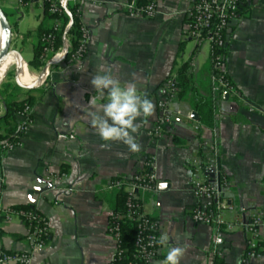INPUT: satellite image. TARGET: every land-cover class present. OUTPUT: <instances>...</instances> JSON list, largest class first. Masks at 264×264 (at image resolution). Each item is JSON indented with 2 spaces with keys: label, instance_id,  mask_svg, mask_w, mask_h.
Returning <instances> with one entry per match:
<instances>
[{
  "label": "crops",
  "instance_id": "crops-1",
  "mask_svg": "<svg viewBox=\"0 0 264 264\" xmlns=\"http://www.w3.org/2000/svg\"><path fill=\"white\" fill-rule=\"evenodd\" d=\"M98 1H86L82 7V20L91 30L87 57L73 67L60 61L47 76L40 69L32 72L30 63L38 30L48 29L52 20L40 9L0 0L13 35L19 36L16 44L27 45L30 55L26 61L17 45L12 49L23 60L12 58L17 61L12 81L18 86V99H36L23 147L0 154V209L31 205L48 219L52 237L43 250L35 252L33 264H110L116 245L108 232L113 212L108 185L114 178L141 172L147 156L155 159L158 191L143 197V210L159 220L160 236L169 234L168 245H160L152 264H160L172 246H187L181 264H211L214 229L196 224L190 209L196 203L193 185L205 179L196 162L214 151L231 184L226 198L232 209L225 211L224 218L235 223L225 237L224 264H264V225L259 255L244 261V223L254 214L264 218V0H248L230 28L226 70L239 97L224 94L216 99L211 127L202 123L195 108L197 97H207L211 91L210 46L205 51V43L199 45L184 34L187 12L195 0H158L153 19L123 12L122 4L130 0ZM25 24L27 30L22 29ZM24 63L25 80L37 85L31 89L21 74L25 87L16 82ZM101 63L121 82H135L154 104L153 115L137 121L141 127L134 135L141 145L139 152H130L118 142L101 147L105 142L92 127L89 113L94 109L89 101L97 93L90 80ZM185 65L189 70L173 104L183 116L176 118L164 137L153 138L159 88L169 77L178 79ZM4 113L1 101L0 116ZM189 113L193 119L185 117ZM58 170L68 173L72 193L49 188L46 175ZM0 250H31L27 228L19 217L10 222L0 218Z\"/></svg>",
  "mask_w": 264,
  "mask_h": 264
},
{
  "label": "built area",
  "instance_id": "built-area-1",
  "mask_svg": "<svg viewBox=\"0 0 264 264\" xmlns=\"http://www.w3.org/2000/svg\"><path fill=\"white\" fill-rule=\"evenodd\" d=\"M20 7H31L47 11L52 17V24L47 33L38 36L37 45L42 44L40 70L48 76L54 68L52 64L60 62L64 57L65 48L67 55L63 62L66 67H73L87 57L91 42V30L82 20V7L84 2L99 3L98 0H16ZM248 0H195L187 12V25L185 36L201 45L208 43L211 52V91L217 97L229 94L239 97L237 87L229 77L226 70V47L229 41L230 28L241 17L243 6ZM122 11L132 17H145L153 19L157 15V4L150 3L138 5L136 0L124 2ZM65 12H70L79 21L80 37L76 46L70 42V36L59 46L57 44V33L71 29L74 22L69 19L63 23L62 17ZM19 36L13 35L16 42ZM179 85L177 77H169L161 84L157 101L158 117L151 129L153 138L159 139L165 136L178 116H183L181 111H175L173 104L178 99ZM193 119L192 113L185 116ZM18 132L12 140L0 142L3 152L8 153L24 145V137L33 123V107L27 105L23 111L17 114ZM196 129H199L196 127ZM196 169L202 172L205 179L196 181L192 191L196 203L190 209L191 218L196 224H204L214 229L213 244L210 249L211 264H224L225 237L232 233L235 223H229L224 218L226 210L232 209L227 202V193L230 189L228 177L221 171L216 151L208 153L200 162H196ZM127 182L122 180H111L109 189H121L126 187L128 193L127 212L122 215L112 213L109 218L108 232L115 241V254L110 264L118 262L124 253L119 231L120 222L129 218L136 223L137 234L135 239L136 252L135 262L131 264H152L159 255L160 223L159 220L146 214L143 210L142 200L145 195L158 191V178L156 173L155 159L147 156L144 160V168L133 176L126 177ZM69 175L65 171H48L46 182L54 191H65L72 193L73 187L68 184ZM0 216L10 222L14 216L20 218L28 231V240L31 250L22 253H9L0 250V264H33L34 254L43 250L52 237V229L48 219L37 209L29 210L3 208ZM264 218L259 214L252 215L245 223L247 233L245 263L256 258L261 250V228Z\"/></svg>",
  "mask_w": 264,
  "mask_h": 264
},
{
  "label": "clouds",
  "instance_id": "clouds-1",
  "mask_svg": "<svg viewBox=\"0 0 264 264\" xmlns=\"http://www.w3.org/2000/svg\"><path fill=\"white\" fill-rule=\"evenodd\" d=\"M90 83L97 95L89 101L94 109L89 115L96 134L105 142L101 147L110 148L111 143L118 142L126 145L130 152H139L141 145L134 135L141 127L137 121L141 118L146 121L153 115V102L140 93L135 82H121L103 63L97 66ZM168 242L169 234H161L158 243L167 246ZM186 251L187 246L168 247L160 264H181Z\"/></svg>",
  "mask_w": 264,
  "mask_h": 264
},
{
  "label": "trees",
  "instance_id": "trees-1",
  "mask_svg": "<svg viewBox=\"0 0 264 264\" xmlns=\"http://www.w3.org/2000/svg\"><path fill=\"white\" fill-rule=\"evenodd\" d=\"M158 0H136V3L138 5H146L150 3H157ZM248 12V11H247ZM70 12H65L64 16L62 17L63 23H66L69 19H72L74 24L72 28L70 29L68 35L70 36V42L73 47L76 46L77 40L80 37L79 32V21L76 16H70ZM242 13V11L240 12ZM8 16V15H7ZM45 16L47 18L52 19L51 16H49L48 12L45 11ZM39 36H41L44 33L49 32L48 29L40 28L38 30ZM65 31L57 33V44L61 46L63 44V38H64ZM42 44H38L35 48V55L34 59L31 61L30 65L34 69H41L43 66V63L41 62V54H42ZM189 67L188 65L183 66V68L180 69L179 77L177 79L179 88L184 86V79L186 77V73L188 72ZM212 70V68H211ZM7 81L2 83L0 86V102L2 101L4 103L5 107V113L3 116H0V142H3L5 140H12L14 135L18 132V118L17 114L24 110V108L27 105H30L33 107L36 103V99L30 97L25 100H19L17 89L18 86L12 81L14 74L12 72L8 73L7 75ZM211 90V89H210ZM221 98L217 97L212 94V91H210V94L207 97H197V102L195 105L196 111L198 112L200 116V120L202 123H204L207 126H213L215 121V101L216 99ZM2 149L0 147V154ZM1 159V155H0ZM115 180H122L124 182H127L126 177H118L114 178ZM126 187L124 186L121 189H110L107 192V196L112 197V213H118L124 215L127 212V199H128V193L126 192ZM142 202V201H141ZM14 209H22V210H29L30 208H33L31 205H18L12 207ZM1 219L5 220L4 216H0ZM119 231L121 234V244L122 249L124 250L122 258L116 262L115 264H131L132 262H135L134 260V254L136 252L135 248V239L137 234V228L136 223L129 218H125L120 222Z\"/></svg>",
  "mask_w": 264,
  "mask_h": 264
},
{
  "label": "water",
  "instance_id": "water-1",
  "mask_svg": "<svg viewBox=\"0 0 264 264\" xmlns=\"http://www.w3.org/2000/svg\"><path fill=\"white\" fill-rule=\"evenodd\" d=\"M70 14V13H69ZM71 16V14H70ZM70 29L66 30L64 33L63 40L65 41L67 38V35L69 33ZM12 42H13V27L11 25V22L6 14V12L3 10V8L0 6V69L2 66L6 63V61L10 58L11 55L15 54V51L12 50ZM67 49L65 48L64 51V57L60 60L63 61L67 55ZM20 57V56H19ZM21 63L23 62L22 58L20 57ZM58 63L52 64L53 66H56ZM48 73V71H46ZM22 74V68H19L17 70L16 75V82L22 86L23 84L20 82L19 75ZM37 85L29 84L26 86V88H33ZM228 94H226V97Z\"/></svg>",
  "mask_w": 264,
  "mask_h": 264
},
{
  "label": "rangeland",
  "instance_id": "rangeland-1",
  "mask_svg": "<svg viewBox=\"0 0 264 264\" xmlns=\"http://www.w3.org/2000/svg\"><path fill=\"white\" fill-rule=\"evenodd\" d=\"M0 6L2 7V5H1V2H0ZM3 8V7H2ZM27 15H28V13H27ZM29 17L31 18V16L29 15ZM29 20V19H28ZM22 29L23 30H27L28 29V25L27 24H25L23 27H22ZM13 45H12V49H15L16 48V42H15V44H14V41H13V43H12ZM20 45V46H19ZM18 48L21 50V55L23 56V58L26 60V61H29V58H30V55L28 54V51H27V45H25V46H22V43H20V41L18 42ZM203 49L205 50V51H207L208 49H209V45H208V43H205L204 44V46H203ZM16 68H17V66H14V67H12L10 70H8V73H10V72H13V73H15V71H16ZM30 70L32 71V72H34V68L31 66L30 67ZM7 73V74H8ZM5 80H6V77H5V79L3 80V82H5ZM2 82V83H3ZM1 83V84H2ZM0 84V85H1Z\"/></svg>",
  "mask_w": 264,
  "mask_h": 264
},
{
  "label": "bare ground",
  "instance_id": "bare-ground-1",
  "mask_svg": "<svg viewBox=\"0 0 264 264\" xmlns=\"http://www.w3.org/2000/svg\"><path fill=\"white\" fill-rule=\"evenodd\" d=\"M13 57L20 59L18 56H14L11 55L10 58L6 61V63L2 66V68L0 69V84L3 82V80L5 79L6 75H7V70H10L16 63L17 61L15 59H12ZM26 64L24 63L23 69H22V81L24 82V84L29 85L30 83H28L25 78H24V71L26 69Z\"/></svg>",
  "mask_w": 264,
  "mask_h": 264
}]
</instances>
